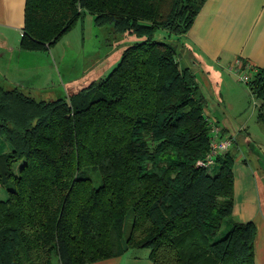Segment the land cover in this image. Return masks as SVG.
<instances>
[{"label": "trees", "instance_id": "1", "mask_svg": "<svg viewBox=\"0 0 264 264\" xmlns=\"http://www.w3.org/2000/svg\"><path fill=\"white\" fill-rule=\"evenodd\" d=\"M206 1L27 0L22 51L48 50L86 13L142 41L69 99L0 86V264L144 249L153 264H255L257 226L234 217L236 154L199 166L211 151L207 100L177 47L155 40L185 36ZM249 88L264 123V67Z\"/></svg>", "mask_w": 264, "mask_h": 264}, {"label": "crops", "instance_id": "2", "mask_svg": "<svg viewBox=\"0 0 264 264\" xmlns=\"http://www.w3.org/2000/svg\"><path fill=\"white\" fill-rule=\"evenodd\" d=\"M26 3L27 0H0V62L20 61L29 54L21 50ZM180 41L181 66L196 75L207 100L206 115L210 122L215 120L223 135L236 136L232 149H236L239 140L249 147V153H235L234 217L243 223L256 224L255 264H264V179L251 162L254 158L258 166L264 167V144L255 141L256 133H252L249 121L239 122L230 115V106L224 101V96L235 87L241 88L229 66L244 61L257 68L264 67V0H207ZM25 82L13 84L23 87ZM261 105L260 102L259 109ZM149 255L148 249L130 250L94 264H153Z\"/></svg>", "mask_w": 264, "mask_h": 264}, {"label": "rangeland", "instance_id": "3", "mask_svg": "<svg viewBox=\"0 0 264 264\" xmlns=\"http://www.w3.org/2000/svg\"><path fill=\"white\" fill-rule=\"evenodd\" d=\"M155 40L175 45L179 54L182 51L179 48L182 43L180 39L167 31L159 30ZM141 41L142 39L135 36L117 35L113 26L98 27L95 16L86 13L56 45L48 50L29 52L20 61L0 62V86L15 88L17 86L13 82L20 83L24 80L26 82L21 88L26 94L38 100L69 99L92 83L108 78L122 60L124 51ZM236 80L241 88L235 87L232 93L224 96V101L230 106V115L239 122L249 121L252 133H256L255 141L264 144V123L258 122L260 102L254 99L248 85L240 83L237 76ZM209 94L211 95L210 92ZM248 148L247 144L239 140L232 152L249 153ZM6 152H11L10 147H7ZM251 162L264 179V167L258 166L254 158H251ZM96 177L99 178L96 180V186H99L100 177L98 175ZM8 198L7 188L0 186V201ZM132 221L131 218L128 222L126 237L132 228ZM226 232L227 223L223 225L216 239L224 237ZM54 263L60 264L57 257L54 258Z\"/></svg>", "mask_w": 264, "mask_h": 264}, {"label": "built area", "instance_id": "4", "mask_svg": "<svg viewBox=\"0 0 264 264\" xmlns=\"http://www.w3.org/2000/svg\"><path fill=\"white\" fill-rule=\"evenodd\" d=\"M228 69L238 77L240 83L249 86L254 74L257 73L259 68L253 66L251 62L239 61L235 65L229 66ZM210 123L212 132L211 151L205 160L199 162V166L205 167L208 170H211L217 164L219 157L227 155L237 141L236 136L223 135L221 127L212 121Z\"/></svg>", "mask_w": 264, "mask_h": 264}]
</instances>
